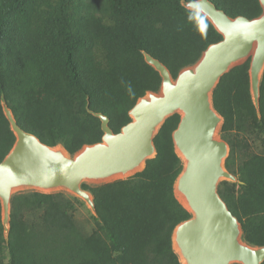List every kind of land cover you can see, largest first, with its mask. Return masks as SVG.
I'll use <instances>...</instances> for the list:
<instances>
[{"label": "trees", "instance_id": "1", "mask_svg": "<svg viewBox=\"0 0 264 264\" xmlns=\"http://www.w3.org/2000/svg\"><path fill=\"white\" fill-rule=\"evenodd\" d=\"M191 1V0H186ZM228 15L253 18L259 0H212ZM222 35L183 0H0V161L16 141L2 107L50 146L71 155L102 140L101 120L114 132L132 120L142 96L161 88L160 73L144 52L174 78ZM250 59L226 72L213 90L230 145L221 197L241 223L243 238L264 245V151L248 137L264 136V73L260 116L250 89ZM181 114L168 117L154 138L157 153L143 170L91 191L97 215L85 231L75 218L79 198L64 191H22L11 201L6 237L0 201V264H182L172 240L191 212L175 192L183 161L172 133ZM240 264V263H233Z\"/></svg>", "mask_w": 264, "mask_h": 264}, {"label": "water", "instance_id": "2", "mask_svg": "<svg viewBox=\"0 0 264 264\" xmlns=\"http://www.w3.org/2000/svg\"><path fill=\"white\" fill-rule=\"evenodd\" d=\"M259 1L262 13L248 18L232 17L212 0H183L185 7L204 14L222 39L210 44L176 78L165 63L144 52L146 62L162 77L160 90L139 98L129 111L132 120L118 132L111 128L107 115L93 112L101 120L102 140L84 145L73 155L63 146L47 145L22 128L2 98L3 111L16 135L13 147L0 161V201L6 237L12 197L22 191L66 190L85 200L97 215L94 197L82 184H102L143 170L147 160L157 153L154 138L159 129L168 117L179 113L180 121L172 138L184 165L175 192L184 197L185 207L191 212V217L180 222L172 235L182 264H264V245L245 241L238 217L218 191L222 180L236 182L238 178L225 166L230 145L219 137L223 117L212 99L220 78L250 59V89L261 115L264 0Z\"/></svg>", "mask_w": 264, "mask_h": 264}, {"label": "rangeland", "instance_id": "3", "mask_svg": "<svg viewBox=\"0 0 264 264\" xmlns=\"http://www.w3.org/2000/svg\"><path fill=\"white\" fill-rule=\"evenodd\" d=\"M219 137L223 138L221 135V132L219 133ZM248 141H249V144H250V147L252 150L257 151V152L264 151V136L263 135L262 136L248 137ZM59 146H61V145H59ZM117 178H121V177H117ZM117 178H114V179H117ZM114 179H112V180H114ZM224 180H226V179H224ZM227 181L233 182L230 180H227ZM84 183H88L90 185L100 184V183H97L94 181H85ZM61 191H64L69 196H75L74 194L70 193L69 191H66V190H61ZM176 195H177V193H176ZM76 197H78V196H76ZM177 197H178V195H177ZM78 198L80 201L77 202V206H76V210H75V218H76L77 222L79 223V225L85 231L90 232L94 226L93 216L95 214L93 213L90 206L87 204V202L85 200H83L80 197H78Z\"/></svg>", "mask_w": 264, "mask_h": 264}, {"label": "bare ground", "instance_id": "4", "mask_svg": "<svg viewBox=\"0 0 264 264\" xmlns=\"http://www.w3.org/2000/svg\"><path fill=\"white\" fill-rule=\"evenodd\" d=\"M177 195H178L179 200H180L185 206H187V203H186L184 197H183L181 194H179V193H177ZM184 264H185V263H184Z\"/></svg>", "mask_w": 264, "mask_h": 264}]
</instances>
